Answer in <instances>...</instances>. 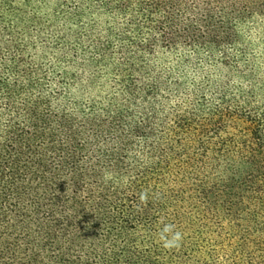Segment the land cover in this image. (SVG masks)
Segmentation results:
<instances>
[{
  "label": "trees",
  "instance_id": "trees-1",
  "mask_svg": "<svg viewBox=\"0 0 264 264\" xmlns=\"http://www.w3.org/2000/svg\"><path fill=\"white\" fill-rule=\"evenodd\" d=\"M262 79L264 0H0V264H264Z\"/></svg>",
  "mask_w": 264,
  "mask_h": 264
},
{
  "label": "rangeland",
  "instance_id": "rangeland-1",
  "mask_svg": "<svg viewBox=\"0 0 264 264\" xmlns=\"http://www.w3.org/2000/svg\"><path fill=\"white\" fill-rule=\"evenodd\" d=\"M259 86H261V88H262V93H261V97L262 98H264V79H262V81H261V83L259 82ZM79 90L78 91H76V93H78L79 94Z\"/></svg>",
  "mask_w": 264,
  "mask_h": 264
}]
</instances>
